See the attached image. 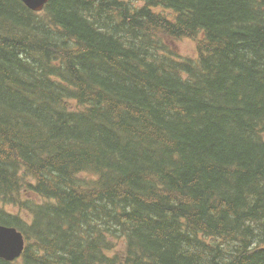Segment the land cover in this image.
I'll return each instance as SVG.
<instances>
[{
    "label": "trees",
    "instance_id": "obj_1",
    "mask_svg": "<svg viewBox=\"0 0 264 264\" xmlns=\"http://www.w3.org/2000/svg\"><path fill=\"white\" fill-rule=\"evenodd\" d=\"M0 224V264H264V0H0Z\"/></svg>",
    "mask_w": 264,
    "mask_h": 264
},
{
    "label": "water",
    "instance_id": "obj_2",
    "mask_svg": "<svg viewBox=\"0 0 264 264\" xmlns=\"http://www.w3.org/2000/svg\"><path fill=\"white\" fill-rule=\"evenodd\" d=\"M33 11H41L49 0H22ZM25 249L23 233L16 227L0 224V257L14 261L19 258Z\"/></svg>",
    "mask_w": 264,
    "mask_h": 264
},
{
    "label": "rangeland",
    "instance_id": "obj_3",
    "mask_svg": "<svg viewBox=\"0 0 264 264\" xmlns=\"http://www.w3.org/2000/svg\"><path fill=\"white\" fill-rule=\"evenodd\" d=\"M39 12V11H35ZM173 45L177 49L178 54L183 55L185 57H193L196 54V48L197 44L194 40L189 39V38H184V39H179L176 40Z\"/></svg>",
    "mask_w": 264,
    "mask_h": 264
},
{
    "label": "bare ground",
    "instance_id": "obj_4",
    "mask_svg": "<svg viewBox=\"0 0 264 264\" xmlns=\"http://www.w3.org/2000/svg\"><path fill=\"white\" fill-rule=\"evenodd\" d=\"M184 39V38H183ZM189 39H191V38H189ZM193 40V39H192ZM195 41V40H194ZM196 42V41H195ZM196 44H197V42H196Z\"/></svg>",
    "mask_w": 264,
    "mask_h": 264
}]
</instances>
